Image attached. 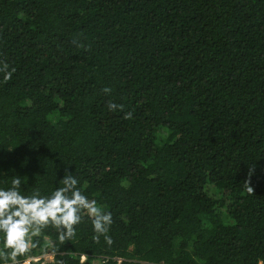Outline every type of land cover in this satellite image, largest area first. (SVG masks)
<instances>
[{
  "label": "trees",
  "instance_id": "1",
  "mask_svg": "<svg viewBox=\"0 0 264 264\" xmlns=\"http://www.w3.org/2000/svg\"><path fill=\"white\" fill-rule=\"evenodd\" d=\"M3 62L0 188L70 171L113 218L19 264H264V0H0Z\"/></svg>",
  "mask_w": 264,
  "mask_h": 264
},
{
  "label": "clouds",
  "instance_id": "2",
  "mask_svg": "<svg viewBox=\"0 0 264 264\" xmlns=\"http://www.w3.org/2000/svg\"><path fill=\"white\" fill-rule=\"evenodd\" d=\"M8 64L3 62L0 72L5 73V79L10 78L7 72ZM106 93L111 90L105 88ZM108 107L112 111L123 110V105L109 102ZM126 119L132 118V113H125ZM63 187L57 188L50 197L41 196L39 192L31 196L22 195L20 192L21 179L16 176L11 181V187L0 188V232L4 233V245L0 249V259L5 264H19L18 256H23L36 247L33 237L38 236L42 227L50 222L59 231V239L64 242L75 235V225L82 220L81 213L86 212L92 221L93 230L96 233L94 239L99 241L104 236L108 245L112 239L108 235L113 223L111 212L104 211L95 200H89L77 187L78 180L70 171H66L61 179ZM249 193L254 188L249 181L244 182ZM11 250V251H8ZM60 264H63L61 261ZM81 264H85V257H81Z\"/></svg>",
  "mask_w": 264,
  "mask_h": 264
},
{
  "label": "rangeland",
  "instance_id": "3",
  "mask_svg": "<svg viewBox=\"0 0 264 264\" xmlns=\"http://www.w3.org/2000/svg\"><path fill=\"white\" fill-rule=\"evenodd\" d=\"M35 258L38 260L43 259L44 262H47V261H51L53 259V256L50 254H46L44 256H36ZM98 263H99V260L94 261V264H98Z\"/></svg>",
  "mask_w": 264,
  "mask_h": 264
},
{
  "label": "built area",
  "instance_id": "4",
  "mask_svg": "<svg viewBox=\"0 0 264 264\" xmlns=\"http://www.w3.org/2000/svg\"><path fill=\"white\" fill-rule=\"evenodd\" d=\"M31 260H35V261H37L38 259H36V258H30L29 260L25 261V262L22 263V264H28Z\"/></svg>",
  "mask_w": 264,
  "mask_h": 264
}]
</instances>
